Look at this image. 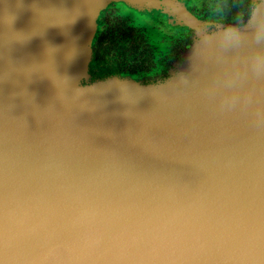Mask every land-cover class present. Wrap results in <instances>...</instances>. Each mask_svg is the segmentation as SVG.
Here are the masks:
<instances>
[{"label": "water", "instance_id": "obj_1", "mask_svg": "<svg viewBox=\"0 0 264 264\" xmlns=\"http://www.w3.org/2000/svg\"><path fill=\"white\" fill-rule=\"evenodd\" d=\"M111 1L166 6L0 0V264H264V4L169 84L82 85Z\"/></svg>", "mask_w": 264, "mask_h": 264}, {"label": "rangeland", "instance_id": "obj_2", "mask_svg": "<svg viewBox=\"0 0 264 264\" xmlns=\"http://www.w3.org/2000/svg\"><path fill=\"white\" fill-rule=\"evenodd\" d=\"M194 1L197 0H166V6H161L159 8L138 7L126 2L111 1L107 4L105 9L101 10L97 20V31L102 27L101 16L103 12L107 10L110 12L109 15L111 17H109V19L112 20V22L119 19L120 22L124 23L123 27H134L137 31L143 33L144 37L147 38V41L151 44L155 59L160 55V52H162L163 55L164 52L168 53L170 51L172 39L181 32H187L190 37L189 45L182 51H180L181 47L177 50L180 59L173 63L164 78L158 80L157 76H153L152 73L148 75L124 76L118 78L127 79L139 85L163 86L169 84L175 81L179 73L186 67L188 61L194 54V48L199 46L202 38L219 35L234 27L228 24L201 21L192 14L191 17H189L191 20H187L188 23H186V16L190 13L187 9V4L193 3ZM252 1L254 2V10L241 26L249 24L254 18L255 9L261 4H264V0ZM114 4L116 6H114ZM162 55L160 56L162 61L167 60L164 59ZM159 66V63H157L156 71L160 70ZM154 79L157 80L154 81ZM98 81L99 80L91 82L88 78L86 81L82 80L81 84L90 85Z\"/></svg>", "mask_w": 264, "mask_h": 264}, {"label": "flooded vegetation", "instance_id": "obj_3", "mask_svg": "<svg viewBox=\"0 0 264 264\" xmlns=\"http://www.w3.org/2000/svg\"><path fill=\"white\" fill-rule=\"evenodd\" d=\"M233 1V5L229 7L227 4L228 0H197L187 4V9L190 14L196 16L201 21L241 26L253 12L254 2L252 0ZM114 6L116 5L114 4ZM109 14L110 12L107 10L103 12L101 16L102 27L96 32L95 36L101 31L117 27L122 47L126 48L131 43L137 44L138 53L123 58L121 69L116 73L112 72L107 74L103 78H101L102 76L94 77L88 70L89 80L91 82L109 77L148 75L151 73L153 76L156 75L158 80L162 79L167 75L173 63L180 59L177 50L181 47L180 51H182L189 45L190 37L188 33L181 32L175 38H171L170 51L168 53L164 52L163 55L162 52H160V55L155 59L151 44L147 41V38L144 37L143 33L137 31L134 27H123L124 23L120 22L119 19L112 22V20L109 19V17H111ZM161 55L167 60L162 61L160 58ZM157 63L160 65V70L156 71ZM157 79H154V81Z\"/></svg>", "mask_w": 264, "mask_h": 264}, {"label": "trees", "instance_id": "obj_4", "mask_svg": "<svg viewBox=\"0 0 264 264\" xmlns=\"http://www.w3.org/2000/svg\"><path fill=\"white\" fill-rule=\"evenodd\" d=\"M233 0H228L227 4L232 6ZM91 59L88 70L94 77L118 72L122 67V60L128 55L138 53V46L134 43L123 48L119 38L117 27L106 29L97 33L91 46Z\"/></svg>", "mask_w": 264, "mask_h": 264}]
</instances>
